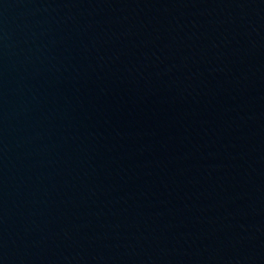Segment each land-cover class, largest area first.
Listing matches in <instances>:
<instances>
[{"label": "water", "instance_id": "95a60500", "mask_svg": "<svg viewBox=\"0 0 264 264\" xmlns=\"http://www.w3.org/2000/svg\"><path fill=\"white\" fill-rule=\"evenodd\" d=\"M0 264H264V0H0Z\"/></svg>", "mask_w": 264, "mask_h": 264}]
</instances>
